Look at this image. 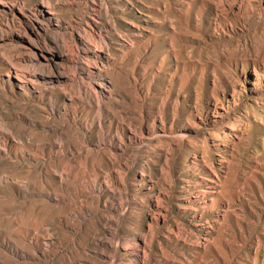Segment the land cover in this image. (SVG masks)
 Returning a JSON list of instances; mask_svg holds the SVG:
<instances>
[{
    "label": "rangeland",
    "instance_id": "1",
    "mask_svg": "<svg viewBox=\"0 0 264 264\" xmlns=\"http://www.w3.org/2000/svg\"><path fill=\"white\" fill-rule=\"evenodd\" d=\"M0 264H264V0H0Z\"/></svg>",
    "mask_w": 264,
    "mask_h": 264
}]
</instances>
